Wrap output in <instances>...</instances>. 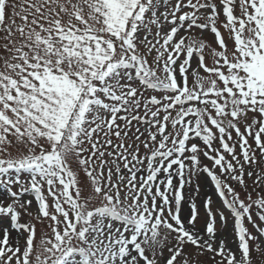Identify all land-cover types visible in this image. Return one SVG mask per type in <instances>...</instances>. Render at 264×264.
<instances>
[{"label":"snow or ice","instance_id":"6c2138e0","mask_svg":"<svg viewBox=\"0 0 264 264\" xmlns=\"http://www.w3.org/2000/svg\"><path fill=\"white\" fill-rule=\"evenodd\" d=\"M0 264H264V0H0Z\"/></svg>","mask_w":264,"mask_h":264},{"label":"rangeland","instance_id":"374dc122","mask_svg":"<svg viewBox=\"0 0 264 264\" xmlns=\"http://www.w3.org/2000/svg\"><path fill=\"white\" fill-rule=\"evenodd\" d=\"M205 190H207V189H205Z\"/></svg>","mask_w":264,"mask_h":264}]
</instances>
